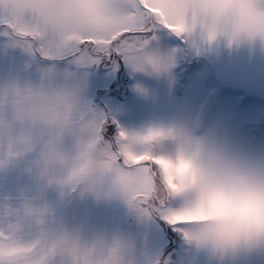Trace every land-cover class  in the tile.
I'll use <instances>...</instances> for the list:
<instances>
[{"label": "clouds", "instance_id": "clouds-1", "mask_svg": "<svg viewBox=\"0 0 264 264\" xmlns=\"http://www.w3.org/2000/svg\"><path fill=\"white\" fill-rule=\"evenodd\" d=\"M0 21L8 46L32 58L26 71L36 65L34 76L0 82V178L29 181L0 196V264H173L122 230L70 220L74 201L125 205L140 223L162 218L208 264L264 255V153L191 115L109 139L80 75L93 65L89 44L127 43L116 62L170 82L174 56L157 35L165 30L264 55V0H0ZM74 48L82 55H69ZM136 91L150 95L142 83Z\"/></svg>", "mask_w": 264, "mask_h": 264}, {"label": "rangeland", "instance_id": "rangeland-1", "mask_svg": "<svg viewBox=\"0 0 264 264\" xmlns=\"http://www.w3.org/2000/svg\"><path fill=\"white\" fill-rule=\"evenodd\" d=\"M2 33L0 29V82L17 75L34 76V63L31 72L26 71L32 58L23 49L8 46ZM157 35L160 49L174 56L170 82L134 73L123 61H102L81 71L87 100L108 119L106 136L114 138L120 129L144 132L153 125L191 115L199 116L205 129L218 125L222 135L241 149L264 153V55L248 49L210 50L166 30ZM137 83L144 84L150 95L138 93ZM28 184L26 177L16 173L0 178V196H16ZM65 211L70 220L91 229L122 230L151 255L170 258L173 264H208L206 257L190 254L181 235L162 218L140 223L125 205L94 201H74ZM241 264H264V255Z\"/></svg>", "mask_w": 264, "mask_h": 264}, {"label": "snow or ice", "instance_id": "snow-or-ice-1", "mask_svg": "<svg viewBox=\"0 0 264 264\" xmlns=\"http://www.w3.org/2000/svg\"><path fill=\"white\" fill-rule=\"evenodd\" d=\"M8 25L5 24L3 21H0V29H3V35H9L8 32H5L4 29L7 28ZM138 33L132 32L129 33V35L125 38V41L132 40ZM27 39L30 41L31 38H22L21 42L23 43L24 40ZM84 45H81V48H83ZM127 47V43H124L123 45H111V46H101L100 48H97L95 44H89V51L85 54V60L88 63L92 64H98L102 61H118L120 58V54L124 52V49ZM92 49H97L96 51H92ZM69 55H75L80 56L82 55L79 48L72 49L69 53Z\"/></svg>", "mask_w": 264, "mask_h": 264}]
</instances>
